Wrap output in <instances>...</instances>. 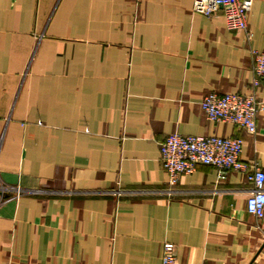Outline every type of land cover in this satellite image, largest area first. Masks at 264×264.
Masks as SVG:
<instances>
[{
  "label": "crops",
  "instance_id": "0c3cea01",
  "mask_svg": "<svg viewBox=\"0 0 264 264\" xmlns=\"http://www.w3.org/2000/svg\"><path fill=\"white\" fill-rule=\"evenodd\" d=\"M194 0H0V264H264L245 174L198 166L171 185L159 146L239 138L264 172V0L246 18ZM254 94L256 132L211 122L210 93Z\"/></svg>",
  "mask_w": 264,
  "mask_h": 264
},
{
  "label": "built area",
  "instance_id": "2783aa9c",
  "mask_svg": "<svg viewBox=\"0 0 264 264\" xmlns=\"http://www.w3.org/2000/svg\"><path fill=\"white\" fill-rule=\"evenodd\" d=\"M253 0H194L192 12L210 17L223 10L225 25L231 31L243 32L247 40L252 34L247 29L246 18ZM253 85L258 80L264 83V52L252 50ZM200 108L211 122H226L246 130L256 132V114L258 105L254 94L227 93L206 94ZM243 142L239 138H220L215 136H184L177 133L168 135L159 146V160L171 185L182 175H191L198 166H210L216 169L217 178L224 180L230 172L243 173L253 189L246 200V211L258 220L264 217V172L256 164L241 160ZM20 195V189L0 185V204L10 193ZM161 264H178L174 246L162 245Z\"/></svg>",
  "mask_w": 264,
  "mask_h": 264
}]
</instances>
